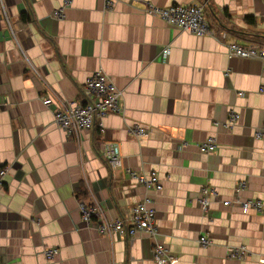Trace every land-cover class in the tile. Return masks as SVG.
<instances>
[{"label": "crops", "instance_id": "1", "mask_svg": "<svg viewBox=\"0 0 264 264\" xmlns=\"http://www.w3.org/2000/svg\"><path fill=\"white\" fill-rule=\"evenodd\" d=\"M65 1L0 0V264H156L146 231L110 239L82 220L79 200L92 194L111 218L151 195L170 264H264V211L238 205L264 200V68L227 54L231 41L264 44V0ZM194 2L212 32L195 35L149 10ZM24 10L30 21L20 19ZM98 68L122 89L123 111L104 116L103 130L67 134L54 108L83 100ZM230 110L239 117L225 127ZM210 135L217 149L199 151ZM109 140L121 147L116 169L102 154ZM126 168L157 170L163 187L147 191ZM239 179L248 186L235 193ZM205 185L219 193L207 211L198 202ZM229 244L249 253L230 256ZM48 248L58 251L48 257Z\"/></svg>", "mask_w": 264, "mask_h": 264}, {"label": "built area", "instance_id": "2", "mask_svg": "<svg viewBox=\"0 0 264 264\" xmlns=\"http://www.w3.org/2000/svg\"><path fill=\"white\" fill-rule=\"evenodd\" d=\"M107 5H111L118 0H105ZM69 0H66L67 4ZM149 10L158 13L169 25L178 27L182 30H188L195 35H203L212 32L211 22L204 16V5L194 3H174L166 7H158L149 5ZM63 7L53 11L55 16H62ZM222 36H226V31L221 30ZM169 48L164 47L162 52L165 55ZM227 54L229 57L238 56L242 58H259L264 68V44H250L231 41L227 44ZM83 100L69 101L56 97L59 103L55 102L51 96H44L42 101L44 104L50 105L57 103L54 108V121L56 125L63 129L67 134L79 133L81 130L93 129L95 126L103 130L104 116L110 113L122 112V89L118 87L109 74L102 68H98L92 74L87 76L82 85ZM260 91L264 92V85L260 87ZM238 94H243L239 91ZM239 114L230 110L229 116L222 123L225 127H231L236 123ZM215 125L220 122L216 121ZM136 134H144L145 127L138 125L134 128ZM256 136H261L262 131L257 130ZM217 142L214 135L206 137L198 143V149L201 152L209 153L217 149ZM107 163L112 168L123 165L120 144L116 140L106 141L102 152ZM129 175L134 177L136 181L143 185L147 191H158L163 187V182L157 170L152 169L148 172L137 171L132 168H126ZM5 167L0 168V188L5 180ZM248 186L245 179H239L234 185V192L239 193ZM219 195L217 189L210 185H205L200 190L198 202L200 207L207 211L210 207L211 199ZM153 197L146 194L142 200L134 204L127 214L116 218L109 217L101 202L92 194L88 200L80 198L79 210L81 218L87 224L94 226L98 232L106 235L110 239L115 237L133 236L138 231L143 230L155 238L154 244V260L156 264H170L174 258L170 248L157 240L160 233L156 208L153 205ZM223 204L228 205L231 200L223 199ZM238 205L243 212L255 210L264 211V200L261 198L247 197L238 198ZM202 244H208L210 239L207 235L199 238ZM227 252L230 256L244 258L249 253L246 244H229ZM58 251L56 248L46 249L45 253L48 257H52Z\"/></svg>", "mask_w": 264, "mask_h": 264}, {"label": "trees", "instance_id": "3", "mask_svg": "<svg viewBox=\"0 0 264 264\" xmlns=\"http://www.w3.org/2000/svg\"><path fill=\"white\" fill-rule=\"evenodd\" d=\"M20 19L24 22L30 21L31 20V15L27 12V11H20ZM248 19L250 21H253V17L252 16H248ZM82 192V191H81Z\"/></svg>", "mask_w": 264, "mask_h": 264}]
</instances>
